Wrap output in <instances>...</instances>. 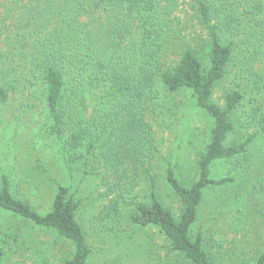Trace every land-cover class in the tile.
I'll use <instances>...</instances> for the list:
<instances>
[{"label":"trees","instance_id":"obj_1","mask_svg":"<svg viewBox=\"0 0 264 264\" xmlns=\"http://www.w3.org/2000/svg\"><path fill=\"white\" fill-rule=\"evenodd\" d=\"M240 2L0 0V114L14 100L22 114L41 105L45 120L40 133L52 139L66 169L80 170L84 177L103 171V183L111 175L108 189L117 198L107 210L114 217L117 199L133 186L137 171L141 168L147 177L154 168L156 148L146 117L163 112L166 98L185 93L209 118L208 142L188 176H177L171 163L164 169L178 211L156 197V182L148 177L146 201L135 203L131 216L134 225L157 229L170 252L189 264H224L208 254L207 238L201 228L196 230L205 192L234 180L231 175L212 178L214 164H229L228 173H233L244 166L250 146L264 141V114L258 107H243L248 87L264 85V51L258 48H264V1H247L250 6L242 13ZM245 24L249 29L238 32ZM241 34L240 42L247 49L253 45L249 54L254 60L260 56L262 67L255 70L252 61L245 63L239 70L242 82L234 78L220 104L215 90L234 68L229 37ZM234 115L240 116L239 127L251 133L227 145ZM0 183V211L70 245L72 254L63 264H88L91 250L76 220L78 200L68 187L59 186L50 210L39 214L11 194L5 175ZM123 185L128 187L123 190ZM5 255L0 246V264ZM230 264H264V252L251 262Z\"/></svg>","mask_w":264,"mask_h":264},{"label":"rangeland","instance_id":"obj_2","mask_svg":"<svg viewBox=\"0 0 264 264\" xmlns=\"http://www.w3.org/2000/svg\"><path fill=\"white\" fill-rule=\"evenodd\" d=\"M247 1L250 0L240 2V13L245 6H250ZM248 29L245 24L238 32ZM242 38H245L243 34L229 37V41L234 42V68L215 90L214 97L220 104L231 81L237 77L235 82H242L239 70H243L245 63L252 61L255 70L262 67L261 60L256 59L260 56L254 60L249 54L253 45L247 49L246 44L240 42ZM258 48L264 51L263 47ZM174 103H178L177 109L173 108ZM243 104L246 111L258 107L260 114H264V85L248 87ZM165 106L163 112L146 117L156 148L151 176L146 177L141 168L137 171L133 186L117 199V217L107 210L117 198V192L108 189L113 182L111 175L104 176L103 183L102 170L98 176L84 177L77 169L70 173L57 156V146L52 139L40 133V123L45 120L41 105L35 112L22 114L18 101L14 100L0 114V178L5 175L11 184V194L27 202L39 214L50 210L59 186L68 187L78 200L76 220L91 250L88 264H189L170 252L157 229H142L131 221L135 203L146 201L145 180L148 177L156 182V197L165 201L173 213L178 211L173 193L163 179L164 169L171 163L177 176H188L195 156L208 142L211 122L195 109L188 94L166 98ZM168 109L171 110L168 112ZM239 115L233 116L235 129L228 136L227 145L244 140L251 133L239 127L242 113ZM246 156L244 166L233 173H228L229 164H214L212 178L231 175L234 180L222 188L207 190L199 211L196 230L201 228L207 238L206 250L218 263L251 262L264 252V141L256 140ZM143 163L147 166L146 161ZM129 176L133 177L131 173ZM126 183L132 185L128 180ZM124 187L128 186L123 185V190ZM0 246L6 252L4 264H63L72 254L70 245L52 232L35 229L3 211H0Z\"/></svg>","mask_w":264,"mask_h":264}]
</instances>
